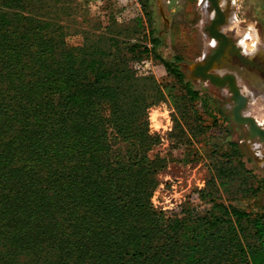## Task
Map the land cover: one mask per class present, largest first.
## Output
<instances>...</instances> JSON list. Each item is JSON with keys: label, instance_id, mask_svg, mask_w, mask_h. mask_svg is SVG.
Masks as SVG:
<instances>
[{"label": "trees", "instance_id": "obj_1", "mask_svg": "<svg viewBox=\"0 0 264 264\" xmlns=\"http://www.w3.org/2000/svg\"><path fill=\"white\" fill-rule=\"evenodd\" d=\"M54 1L0 0V264H264V207L223 195L257 189L233 152L197 203L152 201L171 159L155 151L143 86L157 98L179 82L192 133L210 129L201 92L170 61L178 82L141 85L134 63L158 44L140 18L71 45L46 14Z\"/></svg>", "mask_w": 264, "mask_h": 264}, {"label": "rangeland", "instance_id": "obj_2", "mask_svg": "<svg viewBox=\"0 0 264 264\" xmlns=\"http://www.w3.org/2000/svg\"><path fill=\"white\" fill-rule=\"evenodd\" d=\"M221 4L227 11V23H234L235 32L227 33V24L223 30L245 55L264 64V0H221ZM46 14L64 23L71 45H80L87 36L97 39L102 33L110 32L109 29L116 28V31L118 25L132 27V22L140 18L145 23L146 33L151 32L158 44L149 56L134 63L141 85L150 84L145 78L148 76L158 83L175 84L177 80L170 76L165 66V62L170 61L182 74L183 81L189 82L193 90H199L207 102V111L200 109L210 129L192 133L189 131L194 129L187 125L189 115L183 108L182 85L178 81L174 88L169 86L165 94L157 98L148 85L143 86L150 101L157 99L148 109L150 133L162 139L155 151L160 150L165 156L168 153L171 159L158 176L159 185L152 196L156 208L180 211L186 201L197 203V190L205 186L226 151L237 156L233 165L241 173L239 178L247 175L244 169L252 170L253 174L247 175L245 181L253 190L257 189L245 192L236 187L225 196L246 210L264 207V143L259 139L248 140V126L235 121L232 113L235 103L228 85L221 87L192 76L194 65L214 53L219 43L217 40L214 44V37L207 29L215 19L210 0H146V5L142 0H55ZM213 71L219 74L232 71L242 89L247 85L248 90L243 89L249 97L246 114L256 116L264 126V112H261L264 102H259L264 100L261 71L243 64L237 57L226 59Z\"/></svg>", "mask_w": 264, "mask_h": 264}, {"label": "water", "instance_id": "obj_3", "mask_svg": "<svg viewBox=\"0 0 264 264\" xmlns=\"http://www.w3.org/2000/svg\"><path fill=\"white\" fill-rule=\"evenodd\" d=\"M210 1L215 9V19L207 29L212 37L218 40L219 44L214 53L194 65L192 76L210 81L221 87L228 85L235 103L232 110L235 121L248 126V140L259 139L264 143V126L256 116L246 114L249 97L243 92L236 74L229 72L222 75L213 71L217 65L223 64L226 59L233 58V56H237L242 63L246 64L253 65L254 61L246 56L231 36L223 30V26L227 23V11L222 7L221 0Z\"/></svg>", "mask_w": 264, "mask_h": 264}, {"label": "bare ground", "instance_id": "obj_4", "mask_svg": "<svg viewBox=\"0 0 264 264\" xmlns=\"http://www.w3.org/2000/svg\"><path fill=\"white\" fill-rule=\"evenodd\" d=\"M230 20V19H229ZM227 25H226V28H225V31L227 32V33H229V32H232L235 28H234V26H233V24L234 23H232V22H228V23H226ZM236 25V24H235ZM225 26V25H224ZM237 26V25H236ZM239 30V29H238ZM240 31V30H239ZM235 31H233V33H234ZM237 32V31H236ZM230 34V33H229ZM233 35V34H232ZM236 35V34H235ZM242 42V41H241ZM214 44H215V41H214ZM243 73V72H242ZM242 75H244L245 76V74H242ZM241 76V75H240ZM242 78H243V76H242ZM245 78V77H244ZM244 82V81H243ZM246 84V83H245ZM256 84V83H255ZM256 86V85H255ZM258 86H259V84H258ZM262 87H264V86H262ZM243 89H244V91H246V90H248V88H247V85L246 86H243ZM260 95V94H259ZM261 98V97H260ZM259 102H264V100L262 101V99L259 101ZM263 104V103H262ZM251 110V109H250ZM157 111V110H156ZM252 111V110H251ZM253 111H254V109H253ZM158 112V111H157ZM257 112V111H256ZM260 112V111H259ZM261 112L263 113L264 111H262L261 110ZM153 113V112H152ZM155 113V112H154ZM255 113V112H254ZM259 114V118H260V120H261V114L260 113H258ZM264 114V113H263ZM156 115H158L157 113H156ZM155 115V116H156ZM160 117V116H159ZM166 117V116H165ZM154 119V118H153ZM162 121V120H161ZM160 121V122H161ZM155 123V122H154ZM159 123V122H158ZM169 124V123H168ZM154 125V124H153ZM152 125V126H153ZM162 125V124H161ZM159 128V127H158ZM167 128V127H166ZM164 129V128H163ZM156 131V130H155ZM259 145V143L256 145L257 147H259L258 146Z\"/></svg>", "mask_w": 264, "mask_h": 264}, {"label": "flooded vegetation", "instance_id": "obj_5", "mask_svg": "<svg viewBox=\"0 0 264 264\" xmlns=\"http://www.w3.org/2000/svg\"><path fill=\"white\" fill-rule=\"evenodd\" d=\"M213 41H215V44L217 43V39H215L214 38V40ZM219 44V43H218ZM236 45H237V43H236ZM238 46V45H237ZM239 47V46H238ZM215 52V51H214ZM210 56V55H209ZM247 56V55H246ZM234 57H237V56H233V58ZM249 57V56H248ZM238 58V57H237ZM251 58V57H250ZM239 59V58H238ZM252 59V58H251ZM254 61V64L253 65H251V64H246V63H243V64H245V65H249V66H253V67H256L257 69H259V71H261V73L264 75V64H263V62L262 61H258V60H253ZM229 72H232V71H228L227 73H229ZM226 74V73H225ZM225 74H222V75H225Z\"/></svg>", "mask_w": 264, "mask_h": 264}, {"label": "crops", "instance_id": "obj_6", "mask_svg": "<svg viewBox=\"0 0 264 264\" xmlns=\"http://www.w3.org/2000/svg\"><path fill=\"white\" fill-rule=\"evenodd\" d=\"M225 194H226V193H224V194H223V195H224V197H225Z\"/></svg>", "mask_w": 264, "mask_h": 264}]
</instances>
